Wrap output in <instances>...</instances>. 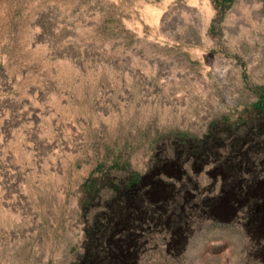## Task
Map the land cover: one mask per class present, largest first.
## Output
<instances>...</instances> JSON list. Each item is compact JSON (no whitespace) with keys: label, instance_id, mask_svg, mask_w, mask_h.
Instances as JSON below:
<instances>
[{"label":"rangeland","instance_id":"374dc122","mask_svg":"<svg viewBox=\"0 0 264 264\" xmlns=\"http://www.w3.org/2000/svg\"><path fill=\"white\" fill-rule=\"evenodd\" d=\"M260 86L264 0L222 14L210 0H0V264H68L78 185L116 158L156 173L149 200L184 218L175 236L153 232L140 264H264V233L245 229L248 199L220 157L153 167L176 132L218 136L222 156L233 137L221 118H244ZM242 147L256 165L241 181L264 193L260 147Z\"/></svg>","mask_w":264,"mask_h":264},{"label":"trees","instance_id":"16d2710c","mask_svg":"<svg viewBox=\"0 0 264 264\" xmlns=\"http://www.w3.org/2000/svg\"><path fill=\"white\" fill-rule=\"evenodd\" d=\"M234 1L210 0V3L222 14ZM256 91L257 99L244 110V118L239 122L221 118L226 133L233 137L222 156L218 154V136L208 132L198 139L176 132L172 134L176 145L172 158L163 156L153 164L154 168L175 167L174 159L179 155L196 159L220 157L218 163L226 172L228 188L236 195L246 194L245 229L254 237L264 233V193L254 190L252 179L243 183L241 175L244 169L251 170L256 165L252 154L256 150L242 147L247 138L260 147L257 162H264V86ZM239 124L244 130L236 133ZM109 169L120 171L121 175L110 176ZM108 170L98 165L78 185L77 217L82 224L81 239L71 248L73 257L68 264H140L148 243L154 242V231L164 230L169 233L168 237L175 236L176 231L181 230L179 225L184 223L182 214L172 203L149 200V191L141 186L158 182L154 175L144 180L126 161L117 158ZM250 175L253 178V174Z\"/></svg>","mask_w":264,"mask_h":264},{"label":"bare ground","instance_id":"6f19581e","mask_svg":"<svg viewBox=\"0 0 264 264\" xmlns=\"http://www.w3.org/2000/svg\"><path fill=\"white\" fill-rule=\"evenodd\" d=\"M208 10V9H207ZM205 12H206V10H205ZM203 21H204V19H203Z\"/></svg>","mask_w":264,"mask_h":264},{"label":"flooded vegetation","instance_id":"af4514ba","mask_svg":"<svg viewBox=\"0 0 264 264\" xmlns=\"http://www.w3.org/2000/svg\"><path fill=\"white\" fill-rule=\"evenodd\" d=\"M156 174V173H155ZM155 174H154V176H155Z\"/></svg>","mask_w":264,"mask_h":264}]
</instances>
